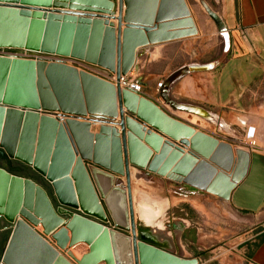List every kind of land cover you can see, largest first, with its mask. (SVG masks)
Masks as SVG:
<instances>
[{
  "label": "water",
  "instance_id": "water-1",
  "mask_svg": "<svg viewBox=\"0 0 264 264\" xmlns=\"http://www.w3.org/2000/svg\"><path fill=\"white\" fill-rule=\"evenodd\" d=\"M198 1L229 50L221 17ZM180 17L186 19L165 23ZM181 25L187 30L168 32ZM196 34L184 0H0V159L30 169L52 191L50 196L37 181L18 175L19 169L0 167V233H5L0 264H199L148 243L138 232L130 169H144L150 152L136 147L132 131L143 138L149 129V145L156 131L189 148L202 160L188 158V167L174 173L223 200L246 177L250 153L234 152L230 144L196 132L119 85L132 73L138 49ZM15 50L72 59L114 74L117 84L64 60L1 53ZM215 65L173 72L159 91L164 104L214 121L204 108L173 100L170 90ZM93 124L101 125L97 134ZM154 140L157 151L161 138ZM79 245L89 250L80 260L71 251Z\"/></svg>",
  "mask_w": 264,
  "mask_h": 264
},
{
  "label": "crops",
  "instance_id": "crops-1",
  "mask_svg": "<svg viewBox=\"0 0 264 264\" xmlns=\"http://www.w3.org/2000/svg\"><path fill=\"white\" fill-rule=\"evenodd\" d=\"M184 1L190 12V17L193 19L188 2ZM214 1H217V5L220 8L216 13L221 17L229 33L230 47L227 54L228 59L225 63L215 65V68L211 71L194 73L182 78L171 87L170 96L173 100L180 103L188 102L187 104L214 110L216 113L214 114V121L218 122L220 128L223 126V120L228 125L240 128L245 135L250 128L255 129L258 148L249 149L250 166L248 173L241 183L232 190L230 199L225 201H228L230 210L237 217L239 215H246L247 217H262L264 220V0ZM185 19L180 17L165 23L183 22ZM193 21L195 23L194 19ZM111 22L115 27L117 26L116 21ZM156 24L159 25L158 23ZM124 28L125 26L122 29ZM185 30L187 28L181 25L179 28L168 32H184ZM198 34L197 29V34L194 36L138 49L134 69L142 64L151 65L157 63L159 60H155L154 57L159 52L165 54L175 45L195 38ZM152 50H156V52ZM77 70L80 71L79 69ZM91 70L100 71V69L94 67H91ZM103 78L105 79V76ZM136 82L142 85L143 90L138 94L142 98L144 97L154 103L171 118L189 125L196 132H202L213 138H218L215 134L195 127L192 125V121L185 120L170 112L168 106L160 101V95L157 98V96H153V92H149L152 88L148 87L145 80L138 78ZM156 93H159V90H156ZM100 127V124H93L91 132L97 134ZM148 132L149 129H145L143 138H140L138 134L132 131L131 135L135 140L136 147L141 149V152L144 154L149 151L150 159L144 169H130L131 181L133 178H139V183L143 181L145 186L147 184L152 185L151 187L148 185L146 189H151L152 191L158 188L159 191L165 193V197L160 196L159 201L154 202L155 204H141L150 210L144 207L142 210L139 209L142 214V220L147 224L142 220L141 222L144 223L146 229H150L142 231L144 234L146 233L150 236L148 243L168 253L177 255L183 259L199 258L200 253H197L195 257H186L179 255L171 248L175 247L186 251L190 245L195 246L196 243H199L198 234L195 233L194 238H189L187 234L192 232L191 229L195 230V232L198 231L194 226H199L197 224L198 218L206 213L208 198L223 199L205 190L185 184V176L180 173H174L173 170L176 168L188 167V163H185L188 158H193L198 162L202 160L201 158L193 155L189 148L180 147L174 141L156 131H152L150 135L152 143L149 145L145 140ZM156 136L157 138H161L157 151L154 147ZM232 148L235 152L236 149L233 146ZM163 151H166V155L161 160L160 156ZM164 166L170 168L166 175L159 173ZM149 167H152L153 171H150ZM215 169L217 173L221 172L219 169ZM148 179H150L149 183ZM133 185L134 182L131 187L135 200V194L141 186L140 184H137V187ZM164 200L168 202H164ZM154 212L159 214L155 217ZM162 215L167 217L168 224L170 225L167 229L160 222L156 221ZM148 222L151 224H148ZM261 227L263 230L257 234V238L248 241L245 245L246 247H244L242 258L244 264H264V223ZM172 239H175L174 242ZM256 244L259 245L254 249V245ZM71 251L80 260L89 250L87 246L79 245ZM196 260L198 263L201 262L200 259Z\"/></svg>",
  "mask_w": 264,
  "mask_h": 264
},
{
  "label": "rangeland",
  "instance_id": "rangeland-1",
  "mask_svg": "<svg viewBox=\"0 0 264 264\" xmlns=\"http://www.w3.org/2000/svg\"><path fill=\"white\" fill-rule=\"evenodd\" d=\"M113 1H116L117 3L118 0ZM186 1L188 2V5L190 7L192 17L195 20L199 32L198 36L175 45L174 47H172V49H170V51H167L165 54H161V52H159V54L154 57L155 60H159L157 61V63H153L151 65L142 64L144 67L142 65H139L138 68L134 69L132 73L128 75L129 80L138 78H142V80H145L147 82L148 87L152 88L151 90H149V92H153L155 94H153V96H157V98H159V93H156V90H158V85L162 84L163 87L164 81L173 72L177 71L181 67L192 64L206 65L214 63L218 65L221 63H225L228 59V50H226L225 42L222 36L220 35L216 24L211 19L206 9L201 6L198 0ZM205 1L208 6L212 9V11L216 12L220 9L217 5V1ZM152 51L156 52V50ZM1 53L6 55H12L14 53L17 55L24 56L26 58L47 59L48 63L51 62L49 60L56 58L64 60L65 64L70 67L77 68L80 71H83L81 69L84 67V65L72 59H62L59 57L46 56L42 54L39 55L33 52L23 53L21 51H2ZM159 56L160 58H158ZM90 72H92V70ZM160 101L164 103L163 100L160 99ZM187 103L188 102H185V104ZM200 107L202 108V106ZM168 109L174 115L180 116L190 122L192 121V125H194L195 127L206 132L215 134L218 137L215 139H217L218 141L228 143L232 145L235 149H244L248 152L250 151V148L248 147V142L245 139V134L240 128L228 125L223 120V126L222 128H220L218 126V122L216 121L210 122L192 114L183 112L178 113L177 111L172 110L169 106ZM204 109L213 115L216 114L214 110H211L209 108ZM230 173L231 172L225 174L226 176H230ZM121 180L125 183V178H121ZM137 180L138 182H136ZM131 182H134V187H137V184H140L141 186L139 191L135 194V200L134 198L133 200L135 207L137 230L138 232L142 230L145 231L146 228L144 227V223H147L141 219L139 215V209L142 210V208H146V206H142L141 204H155L154 202L159 201L160 196L165 197V193L159 191L158 188H155L152 191L151 189H146L149 184L145 186L143 181L139 183V178H133ZM149 182L150 179H148V183ZM149 186L151 187L152 185ZM164 202L168 201L164 200ZM206 208V213L198 218L197 224L199 226H194L198 229V231L195 232V230L191 229L192 232L187 234L189 238H194L195 233L198 234L199 243H196L195 246L190 245L186 251L181 249L179 250L175 247L171 249L179 255L186 257H195L197 253H200L199 258H195L200 259L201 262L199 264H244L242 260L245 249L244 247H246L245 245L248 241L256 239L257 234L263 230V228L261 227V225H263L264 223L262 217H247L246 215H239L237 217L230 210L228 206V201H223L214 197H210L207 199ZM154 213L155 217L159 214L157 212ZM140 219L144 223L141 222ZM156 221L160 222L161 225L166 229L170 226L168 224L167 217L164 215H162V217L157 218ZM37 229H39V231L43 233L42 227L38 226ZM147 230L150 229H146V231ZM174 240L172 239L173 242Z\"/></svg>",
  "mask_w": 264,
  "mask_h": 264
},
{
  "label": "built area",
  "instance_id": "built-area-1",
  "mask_svg": "<svg viewBox=\"0 0 264 264\" xmlns=\"http://www.w3.org/2000/svg\"><path fill=\"white\" fill-rule=\"evenodd\" d=\"M17 52V50H15ZM4 52H7V51H4ZM11 52H14V51H11ZM23 52V51H21ZM25 53V52H23ZM28 53V52H26ZM12 54V53H11ZM12 55H17V54H12ZM17 56H21V55H17ZM24 57V56H22ZM84 65V64H82ZM88 68H86V67ZM83 71H86V72H89V73H92L96 76H99V77H102L105 76V79L108 80L109 82H111L112 84L116 85L117 84V80H116V76L115 75H109L108 73L100 70L102 73L98 74L96 72H100V71H95V70H92L91 71V66H87V65H84V67L81 69ZM119 85L122 89H128V90H131L135 93H141L142 92V85L137 83L136 82V79H133V80H129L128 79V76L126 77H121L120 81H119ZM162 88V84H159L158 85V90H160ZM245 139L247 140L248 142V147L250 149H256L258 148V143H257V137L255 135V129L254 128H250L248 130V132L246 133L245 135Z\"/></svg>",
  "mask_w": 264,
  "mask_h": 264
},
{
  "label": "flooded vegetation",
  "instance_id": "flooded-vegetation-1",
  "mask_svg": "<svg viewBox=\"0 0 264 264\" xmlns=\"http://www.w3.org/2000/svg\"><path fill=\"white\" fill-rule=\"evenodd\" d=\"M0 167H4L7 170L19 169L17 174L21 175V176H26L27 174L32 173V171L30 169H28V168L20 166L19 164H16V163H9L7 161H3L1 159H0ZM4 236H5V233H0V243L2 242Z\"/></svg>",
  "mask_w": 264,
  "mask_h": 264
},
{
  "label": "trees",
  "instance_id": "trees-1",
  "mask_svg": "<svg viewBox=\"0 0 264 264\" xmlns=\"http://www.w3.org/2000/svg\"><path fill=\"white\" fill-rule=\"evenodd\" d=\"M28 178L33 179L34 181H37L41 186H43L49 193L50 196H52L51 188L41 179L39 176H37L35 173H30L26 175ZM259 244L254 245V249L258 247Z\"/></svg>",
  "mask_w": 264,
  "mask_h": 264
},
{
  "label": "bare ground",
  "instance_id": "bare-ground-1",
  "mask_svg": "<svg viewBox=\"0 0 264 264\" xmlns=\"http://www.w3.org/2000/svg\"><path fill=\"white\" fill-rule=\"evenodd\" d=\"M23 52H27V51H23ZM3 54V53H2ZM11 56H17V55H11ZM114 75V74H113ZM226 175V174H225ZM228 175V174H227ZM139 215H140V217H141V219H142V214H141V211L139 210ZM150 222H148V224H149ZM151 224V223H150ZM40 227H42L41 225H40ZM43 228V227H42ZM38 230V229H37ZM39 231V230H38ZM41 232V231H40ZM145 235V237H146V239L148 240V239H150V236L148 235V234H144Z\"/></svg>",
  "mask_w": 264,
  "mask_h": 264
}]
</instances>
